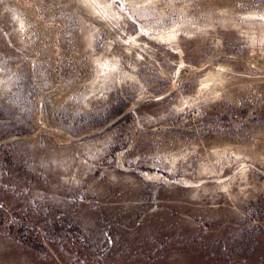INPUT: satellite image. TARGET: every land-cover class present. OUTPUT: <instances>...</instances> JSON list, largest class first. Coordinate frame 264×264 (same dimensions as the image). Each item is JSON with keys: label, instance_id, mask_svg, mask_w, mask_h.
<instances>
[{"label": "rangeland", "instance_id": "rangeland-1", "mask_svg": "<svg viewBox=\"0 0 264 264\" xmlns=\"http://www.w3.org/2000/svg\"><path fill=\"white\" fill-rule=\"evenodd\" d=\"M0 264H264V0H0Z\"/></svg>", "mask_w": 264, "mask_h": 264}]
</instances>
